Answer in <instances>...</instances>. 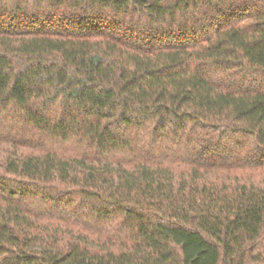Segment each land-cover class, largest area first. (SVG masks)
Segmentation results:
<instances>
[{"label":"trees","instance_id":"16d2710c","mask_svg":"<svg viewBox=\"0 0 264 264\" xmlns=\"http://www.w3.org/2000/svg\"><path fill=\"white\" fill-rule=\"evenodd\" d=\"M0 264H264V0H0Z\"/></svg>","mask_w":264,"mask_h":264}]
</instances>
